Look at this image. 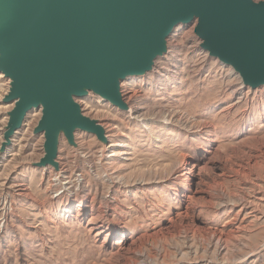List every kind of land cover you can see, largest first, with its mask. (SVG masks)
<instances>
[{"label":"rangeland","instance_id":"1","mask_svg":"<svg viewBox=\"0 0 264 264\" xmlns=\"http://www.w3.org/2000/svg\"><path fill=\"white\" fill-rule=\"evenodd\" d=\"M199 44L176 27L151 72L121 82L126 111L76 99L108 137L61 136L57 172L35 166L27 113L0 147V264H264V86ZM9 86L0 74V146Z\"/></svg>","mask_w":264,"mask_h":264},{"label":"water","instance_id":"2","mask_svg":"<svg viewBox=\"0 0 264 264\" xmlns=\"http://www.w3.org/2000/svg\"><path fill=\"white\" fill-rule=\"evenodd\" d=\"M193 23L202 52L245 88L264 86V0H0L3 104L13 105L1 152L32 110L41 114L34 134L44 137L37 168L56 169L60 137L76 146L77 130L105 144L76 99L91 93L126 111L121 82L150 73L175 28Z\"/></svg>","mask_w":264,"mask_h":264},{"label":"bare ground","instance_id":"3","mask_svg":"<svg viewBox=\"0 0 264 264\" xmlns=\"http://www.w3.org/2000/svg\"><path fill=\"white\" fill-rule=\"evenodd\" d=\"M196 46H197V44H196ZM177 48H178V47H177ZM194 48H195V47H194ZM196 48H197V47H196ZM169 52H170V51H169ZM166 54H167V53H166ZM145 75H146V74H145ZM142 76H144V75H142ZM135 77H141V76H135ZM135 77H133V78H135ZM250 89H251V88H250ZM129 93H130V92H129ZM120 95H121V94H120ZM130 95H131V94H130ZM134 96H136V95H134ZM129 98H130V97H129ZM134 100H135V99H134ZM123 101H124V100H123ZM124 103L126 104V102H124ZM86 109H87V108H86ZM112 130H113V129H112ZM107 132H108V131H107ZM113 132H114V131H113ZM106 137H108V136H106ZM78 145H80V144L78 143ZM78 145H77V146H78ZM84 146H85V145H84ZM81 147H82V146H81ZM83 152H84V151H83ZM63 159H64V158H63ZM59 164H60V163L56 161V165H57V168H56V169H54V167L51 166L52 169H54L55 172H57V171L59 170ZM54 171H53V172H54ZM61 171H62V170H61Z\"/></svg>","mask_w":264,"mask_h":264}]
</instances>
